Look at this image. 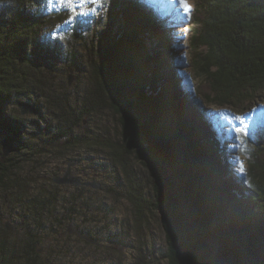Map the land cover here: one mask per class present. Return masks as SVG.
<instances>
[{
	"label": "trees",
	"instance_id": "16d2710c",
	"mask_svg": "<svg viewBox=\"0 0 264 264\" xmlns=\"http://www.w3.org/2000/svg\"><path fill=\"white\" fill-rule=\"evenodd\" d=\"M199 5L205 11L198 14L203 31L194 40L206 49L199 63L206 75L205 99L211 104L235 103L245 92L264 91V0H199ZM49 8L46 0H14L8 11L0 12V140L10 134L17 144L25 137L47 142L48 147L57 139L61 145L53 148L62 152L85 145L86 136L73 137L84 117L109 113L117 129L114 141L104 146L127 180L126 198L135 214L143 205L158 214L166 264H264V140L253 152L250 167L255 189L226 180L215 153V126L203 118L187 90L172 85L160 50H147L146 36L159 40L162 27L138 2H127L118 12V31H105L87 50L88 84L78 105L65 96L53 98L54 125L46 123L43 129L37 119L26 125L9 114L11 104L31 100V72L41 71L32 58H53L54 45L41 33L52 16ZM32 103L37 105V100ZM26 145L22 162H33L35 148ZM43 149L40 154L51 151ZM129 159L147 171L150 197L143 195ZM17 171L13 160L0 161L3 200L9 183L24 189V182L14 180ZM68 189H62L69 194L64 201L67 224L86 207V193L94 192ZM49 202V196L39 193V201L32 197L25 209H49ZM59 222L49 231L55 245L64 238L57 237L62 233ZM79 223V231L99 241ZM6 232L0 222V264H37L31 240L24 241L23 253L16 252L6 242ZM110 240L124 242L122 237Z\"/></svg>",
	"mask_w": 264,
	"mask_h": 264
},
{
	"label": "rangeland",
	"instance_id": "374dc122",
	"mask_svg": "<svg viewBox=\"0 0 264 264\" xmlns=\"http://www.w3.org/2000/svg\"><path fill=\"white\" fill-rule=\"evenodd\" d=\"M47 1L52 16L41 33L54 45L55 52L52 59L43 61L39 74L31 72L35 86L31 89V100H26L31 103L37 100L42 116H21L17 106L12 104L8 110L11 116L22 118L26 125L37 119L42 129L46 123L54 125L53 98L65 96L72 104H79L88 84L87 50L105 31H118L121 23L118 12L132 0ZM133 1L141 4L161 23L159 40L146 36L147 50H160L164 68L173 78L172 85L187 90L199 105L203 118L215 126V153L225 179L230 183L237 182L245 189H255L250 167L253 152L264 140V91L245 92L235 103L211 104L203 95L206 75L199 68L206 49L194 40L203 31L198 14L205 11L199 0H188L190 12L184 11L179 0ZM13 4L14 0H0V12L8 11ZM158 43H161L160 47ZM70 67L74 68L76 80L68 86ZM237 117H242L243 123ZM245 125L244 131H235ZM116 129V119L104 112L89 120L84 117L73 130V137L84 135L88 138L85 145L78 144L61 152L48 148L47 142H30L25 137L16 144L15 153L8 158L18 164L14 180L24 182V189L9 183L4 193V200L9 202H4L3 193L0 194V222L9 218L15 224L14 231L6 232L4 238L16 252L23 253L24 241L29 239L34 250L41 249L35 257L37 264H166L162 258L166 241L158 214L147 205L142 206L138 216L135 214L126 198L127 180L120 166L111 161L110 150L104 146L107 141H114ZM26 144L35 148L33 162H22ZM43 148L51 151L40 154L45 151ZM69 159L77 160V172H86L89 176L96 173L95 182L102 190L86 193V207L75 212L73 222L75 226L80 222L94 233L103 246H94L74 235L62 233L57 234L58 238L64 237L59 243L51 242L49 231L55 229L57 221H61L60 231L65 230L68 221L64 216V201L69 198L68 191L62 190L65 187L53 184L51 176L63 173ZM129 161L143 195L150 197L152 185L147 171L135 159ZM39 193L50 197L49 209L44 207L41 211L32 209L27 212L25 205L32 197L39 201ZM114 237H122L124 242L110 240ZM46 242H49L47 248ZM114 243L124 247L123 251L114 248Z\"/></svg>",
	"mask_w": 264,
	"mask_h": 264
},
{
	"label": "water",
	"instance_id": "95a60500",
	"mask_svg": "<svg viewBox=\"0 0 264 264\" xmlns=\"http://www.w3.org/2000/svg\"><path fill=\"white\" fill-rule=\"evenodd\" d=\"M45 58L43 56H34L31 60L32 64L37 67H42L43 61ZM74 68H69V74L67 75V85L71 86L72 83L76 80L75 76L73 75ZM17 109L19 110V113L21 116H36L39 114L40 110L39 107L31 102L28 101H20L17 103ZM16 144H17V137L14 135L6 134L3 135L0 140V161H3L7 159L11 154L15 153L16 151ZM61 144L60 140H55L54 142H51L49 144V147H57ZM78 162L76 160H68L66 163V169L63 173L52 175L51 181L53 184L60 186V187H70V188H76V187H86L90 188L92 190H98L100 188V185L95 182V180H83V177L81 175H76L73 171V168L77 166ZM95 176V174H92ZM6 197V195H5ZM3 227L7 232H13L15 229V224L10 221L9 218L3 219ZM74 235L77 238L87 242L88 244L94 245V246H103V243L99 242L95 238H92L87 233L79 231L74 222H69L65 230L62 232V235ZM49 245V242H46L45 248ZM109 246V245H105ZM114 248H116L118 251L122 252L124 247L119 246L117 244H113ZM38 252H41V249H37Z\"/></svg>",
	"mask_w": 264,
	"mask_h": 264
},
{
	"label": "snow or ice",
	"instance_id": "6c2138e0",
	"mask_svg": "<svg viewBox=\"0 0 264 264\" xmlns=\"http://www.w3.org/2000/svg\"><path fill=\"white\" fill-rule=\"evenodd\" d=\"M179 3L183 7L185 12H190L191 11V5L188 3V0H179ZM237 119L241 120V123H243V118L242 117H237ZM246 127H247L246 125L243 126V127H237L235 129V131L237 133H240V132L244 131Z\"/></svg>",
	"mask_w": 264,
	"mask_h": 264
},
{
	"label": "flooded vegetation",
	"instance_id": "af4514ba",
	"mask_svg": "<svg viewBox=\"0 0 264 264\" xmlns=\"http://www.w3.org/2000/svg\"><path fill=\"white\" fill-rule=\"evenodd\" d=\"M57 140V139H56ZM61 141V140H60ZM54 142V141H53ZM62 142V141H61ZM50 144V143H49ZM49 144H48V147H49ZM61 145V144H60ZM58 147V146H57ZM50 148V147H49ZM53 148V147H52ZM69 160H75V159H69ZM77 161V160H76ZM77 166H78V164H77ZM77 166H75L74 168H73V171L75 172V174L76 175H81L82 177H83V180H95V178H96V173L95 172H92L91 174H90V176L86 173V172H80V171H76V168H77ZM95 174V176H93L92 174ZM54 175H57V174H54ZM81 187H83V186H81ZM70 188V187H69ZM86 188V187H85ZM88 189H90V188H88Z\"/></svg>",
	"mask_w": 264,
	"mask_h": 264
}]
</instances>
